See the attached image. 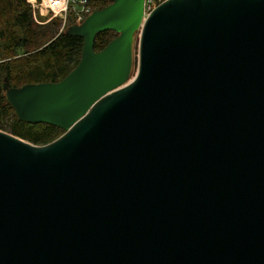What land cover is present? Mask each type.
Listing matches in <instances>:
<instances>
[{"label": "water", "instance_id": "water-1", "mask_svg": "<svg viewBox=\"0 0 264 264\" xmlns=\"http://www.w3.org/2000/svg\"><path fill=\"white\" fill-rule=\"evenodd\" d=\"M145 1L69 26L64 79L1 84L64 134L0 131V264H264V0Z\"/></svg>", "mask_w": 264, "mask_h": 264}, {"label": "trees", "instance_id": "trees-1", "mask_svg": "<svg viewBox=\"0 0 264 264\" xmlns=\"http://www.w3.org/2000/svg\"><path fill=\"white\" fill-rule=\"evenodd\" d=\"M111 3L112 0H92L94 11ZM61 26L59 19L43 25L36 23L28 0H0V41L5 51L1 57L5 61L0 63V129H6L10 124L13 134L35 145L55 141L64 134V130L18 120L1 84L6 77L12 87L64 79L78 65L84 39L66 35L65 31L59 34ZM118 35L114 31L98 34L95 50H102Z\"/></svg>", "mask_w": 264, "mask_h": 264}, {"label": "built area", "instance_id": "built-area-1", "mask_svg": "<svg viewBox=\"0 0 264 264\" xmlns=\"http://www.w3.org/2000/svg\"><path fill=\"white\" fill-rule=\"evenodd\" d=\"M165 1L167 0H146L144 20ZM28 3L32 6L36 23L46 24L59 19L62 22L61 32L66 31L71 25L82 24L94 12L92 0H28Z\"/></svg>", "mask_w": 264, "mask_h": 264}, {"label": "rangeland", "instance_id": "rangeland-1", "mask_svg": "<svg viewBox=\"0 0 264 264\" xmlns=\"http://www.w3.org/2000/svg\"><path fill=\"white\" fill-rule=\"evenodd\" d=\"M40 19L45 20V18H41V17H40ZM40 25H43V24H40ZM61 28H62V26H61ZM61 33H64V31L61 32V29H59V34H61ZM19 37H21V36L19 35ZM138 38H139V33L136 36V42H135V45H134L135 59H136L135 61H137V53H138V42H137V39ZM4 54H5V51L3 50V43L0 41V63L3 62V61H5L3 58H1V57L4 56ZM136 67H137V62H135V69H136ZM2 81H3V77H1V83H2ZM10 127H11L10 124H7L6 129H4V130L3 129H0V131H4V132L11 133L12 135H14V136L17 137V135L13 134V132L10 129Z\"/></svg>", "mask_w": 264, "mask_h": 264}]
</instances>
